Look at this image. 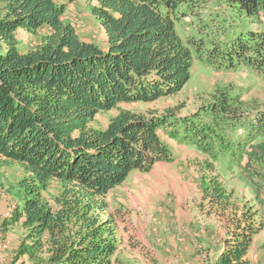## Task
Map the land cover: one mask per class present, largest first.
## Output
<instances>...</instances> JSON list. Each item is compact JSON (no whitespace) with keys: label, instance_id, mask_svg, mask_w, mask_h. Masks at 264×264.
<instances>
[{"label":"trees","instance_id":"1","mask_svg":"<svg viewBox=\"0 0 264 264\" xmlns=\"http://www.w3.org/2000/svg\"><path fill=\"white\" fill-rule=\"evenodd\" d=\"M89 1L96 3L92 12L106 34L105 49L79 38L58 0H0V158L27 174L20 182L23 204L0 231L21 225L27 232L16 254L22 264H112L118 244L112 221L97 213L107 210L100 198L133 171L147 173L171 159L160 131L174 117L126 111L123 105L178 94L190 81L195 60L216 70L247 67L264 78V0ZM203 4L225 6L224 16L244 15L258 30L236 23L225 47L212 49L210 33L199 31L207 46L198 44V51L193 36L181 38L176 27L198 16ZM43 28L49 33L42 43L23 52L18 31L36 34ZM236 105V98L220 91L194 118L205 116L230 130L231 121L237 127L244 121L232 114ZM114 109L107 126L99 127L97 116ZM184 122V138L190 135L205 149L212 126ZM257 123L245 124L243 131L262 147L264 117ZM52 183L61 191L48 198ZM203 191L210 209L220 210L230 223L212 264H252L250 247L264 226L254 202L238 206L217 175L203 177Z\"/></svg>","mask_w":264,"mask_h":264},{"label":"rangeland","instance_id":"2","mask_svg":"<svg viewBox=\"0 0 264 264\" xmlns=\"http://www.w3.org/2000/svg\"><path fill=\"white\" fill-rule=\"evenodd\" d=\"M58 1L66 6L65 22L75 27L82 41L103 49L107 47L106 34L92 12L95 2ZM224 9L225 6L218 4L207 9L203 4L198 16H188L182 28L177 25V34L181 38L193 36L190 38L198 50V44L201 49L207 46L199 31L210 33L208 48L212 49L225 47L231 37L229 34L236 32V23L244 30H258L244 15L224 16ZM48 33L46 28L36 34L19 30L20 49L23 52L34 50ZM201 52L204 54L203 50ZM220 91L239 101L236 109L232 108V114L244 119L238 127L231 121L230 130L214 126L211 118H194ZM122 108L140 114L153 111L174 117L170 116L169 125L160 131L171 159L156 164L147 173L133 171L122 185L100 198L107 210L97 213L102 220L112 221L118 244L112 264H212L224 248L230 223L227 215L218 209L212 211L211 203L204 199L203 177L217 175L227 190L234 193L233 200L238 201V206L253 201L264 221V160H258L264 157V146L257 147L258 141L253 143L243 131L245 124L257 125L264 117L263 77L247 67L222 66L216 70L195 60L191 79L178 94L152 103L126 104ZM117 111L100 113L96 118L99 127H106ZM192 119L198 125L212 126L205 149L194 143L190 135L184 138V120ZM227 142L230 145L227 146ZM241 156L244 159L239 163ZM210 162L214 165L212 170L207 165ZM26 177L21 166L0 158V230L3 221L23 204L20 182ZM59 191L61 186L52 183L45 196L49 198ZM26 234L21 225L10 226L7 232L0 231V264H22L21 259L16 260V254ZM249 257L252 264H264V226L254 238Z\"/></svg>","mask_w":264,"mask_h":264}]
</instances>
